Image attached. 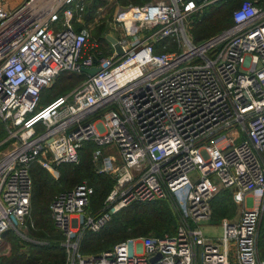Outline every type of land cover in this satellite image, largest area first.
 <instances>
[{"label":"built area","instance_id":"obj_1","mask_svg":"<svg viewBox=\"0 0 264 264\" xmlns=\"http://www.w3.org/2000/svg\"><path fill=\"white\" fill-rule=\"evenodd\" d=\"M220 1L119 5L114 24L124 54L113 59L115 46L107 40L106 51L85 20L88 0H20L18 9L0 0V242L30 216L33 164L58 179L59 168L79 165L80 149L92 142L99 174L112 168L108 157L101 161L107 150L120 164L99 214L89 211L94 189L87 181L54 197L64 264H264L257 247L264 218V8L244 0L230 28L194 42L195 17ZM167 40L176 49L156 53ZM96 59V76L41 106L42 93L64 73L82 75ZM221 188L243 209L236 221L222 220V236L213 240L201 224L212 217ZM156 200L173 206L175 234L131 237L98 255L81 252L84 236L100 232L120 210Z\"/></svg>","mask_w":264,"mask_h":264},{"label":"trees","instance_id":"obj_2","mask_svg":"<svg viewBox=\"0 0 264 264\" xmlns=\"http://www.w3.org/2000/svg\"><path fill=\"white\" fill-rule=\"evenodd\" d=\"M124 7H143L153 0H118ZM244 0H222L207 7L203 14L194 19L192 36L194 42H201L225 29L233 23V12ZM264 8V0H258ZM103 6L101 0H95L93 6L87 3L85 18H94L97 10ZM98 32H102L99 28ZM96 32L98 40L103 41L102 34ZM166 45V49L163 46ZM171 40L162 42L156 48V53L175 50ZM82 81L86 75H81ZM65 79L63 76L56 82L53 88L42 93L41 106H46L53 100L67 94L78 84ZM62 81V82H61ZM61 86L57 87L56 85ZM95 145L86 142L80 149L81 162L79 165L65 164L59 168L61 176L56 180L45 168L38 163L33 164L31 173L34 181L31 199L30 216L25 221L24 238L18 233L9 230L4 238L9 245V251L0 252V264H64L66 262V250L63 246L64 236L56 228L51 204L54 197L63 191L72 190L76 185L87 181L94 189L91 197L89 211L99 214L104 208V202L111 192L115 181L106 174H99L93 163L92 154ZM213 200V211L215 201ZM233 202L232 196L230 198ZM214 213V212H213ZM178 220L173 206L167 200L133 203L120 210L100 232L87 233L80 246L84 255H98L105 250L111 249L116 244L131 237L157 236L175 234ZM257 247L260 259L264 260V218L258 228Z\"/></svg>","mask_w":264,"mask_h":264},{"label":"rangeland","instance_id":"obj_3","mask_svg":"<svg viewBox=\"0 0 264 264\" xmlns=\"http://www.w3.org/2000/svg\"><path fill=\"white\" fill-rule=\"evenodd\" d=\"M7 1H10V0H7ZM94 1L95 0H89V6L90 7L93 6ZM13 2H19V0H13ZM101 2L103 3V6L97 10L96 14L94 15V18L89 19L88 24H89L90 28L92 29L93 38L96 40H98V38L95 37L97 35L96 32H98L99 28H102V32H100V33L98 32V33H99V35L102 34V36H100V37H102V38L104 37L102 44L104 45V48L107 51V50H109L108 46H110L109 43L107 42L108 37L110 36V37H113L117 40V38L120 36V34L118 33V31L116 29L117 27L114 24V14L117 10V7L120 5V3L118 0H101ZM23 3L22 2L17 3L16 9L21 7ZM108 41L110 43H112L110 40H108ZM62 76L65 78L63 80L71 79L70 81H72L73 83H77V84L79 83L80 84L83 82L81 79L82 77L79 74H72V73L66 72ZM56 86L59 87L61 85L58 84ZM71 91H69V92H71ZM105 111H107V109L103 110L102 113ZM94 117H96V116H93L92 118H94ZM5 135H6V133L4 132L3 136H5ZM105 157H108V159L110 160V163H112V168L109 169L107 171V173H103V174H106V175L113 178V170L115 167H117L120 164L119 155L115 151L107 150L106 154L104 155V157L101 160L102 164L105 163L104 162ZM60 176H61V172L59 171V178H60ZM58 179H56V180H58ZM231 195H232L231 190H225L224 188H221L219 196L215 201V207H214V211H213L214 213H213L212 217L209 220L204 221L201 224V228L203 229L204 234L213 240H216L222 236V233H223L222 220L224 218H228L231 221L237 220L239 217V214L241 213V211L243 209V205L235 204L234 201L231 202L232 200L229 199ZM250 206H252L251 203H250ZM11 230L27 239V237L25 235V230H26L25 225L18 227L16 230L15 229H11ZM3 250H4V252L6 250H7V252L9 251V245L7 244V240L4 237H3L2 241L0 242V252Z\"/></svg>","mask_w":264,"mask_h":264},{"label":"water","instance_id":"obj_4","mask_svg":"<svg viewBox=\"0 0 264 264\" xmlns=\"http://www.w3.org/2000/svg\"><path fill=\"white\" fill-rule=\"evenodd\" d=\"M108 40H110L112 42V44L115 46V54L113 56V59L118 58L119 56H122L124 54V50L122 48V46L119 44V42L113 38V37H108ZM98 64V60H95V66L90 67V68H83L82 71L85 75L94 77L96 76L100 71L101 68L97 65Z\"/></svg>","mask_w":264,"mask_h":264},{"label":"crops","instance_id":"obj_5","mask_svg":"<svg viewBox=\"0 0 264 264\" xmlns=\"http://www.w3.org/2000/svg\"><path fill=\"white\" fill-rule=\"evenodd\" d=\"M19 2H20V0H19ZM19 2H12V6H15L17 3H19ZM85 20H86V18H85ZM232 196V195H231ZM239 218V217H238ZM236 221V220H235Z\"/></svg>","mask_w":264,"mask_h":264},{"label":"bare ground","instance_id":"obj_6","mask_svg":"<svg viewBox=\"0 0 264 264\" xmlns=\"http://www.w3.org/2000/svg\"><path fill=\"white\" fill-rule=\"evenodd\" d=\"M129 13H130V12L126 13L127 17L129 16Z\"/></svg>","mask_w":264,"mask_h":264}]
</instances>
